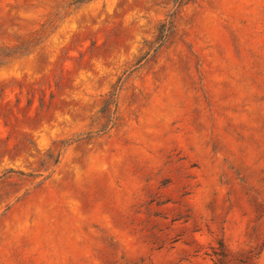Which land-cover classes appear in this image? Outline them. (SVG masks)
<instances>
[{
  "label": "rangeland",
  "instance_id": "374dc122",
  "mask_svg": "<svg viewBox=\"0 0 264 264\" xmlns=\"http://www.w3.org/2000/svg\"><path fill=\"white\" fill-rule=\"evenodd\" d=\"M0 264H264V0H0Z\"/></svg>",
  "mask_w": 264,
  "mask_h": 264
}]
</instances>
